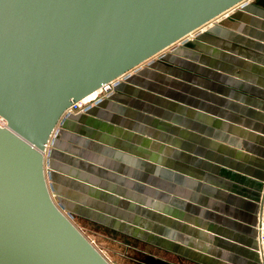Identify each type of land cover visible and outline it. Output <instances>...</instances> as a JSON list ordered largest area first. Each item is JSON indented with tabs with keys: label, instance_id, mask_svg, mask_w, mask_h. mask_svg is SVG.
I'll return each mask as SVG.
<instances>
[{
	"label": "crops",
	"instance_id": "crops-1",
	"mask_svg": "<svg viewBox=\"0 0 264 264\" xmlns=\"http://www.w3.org/2000/svg\"><path fill=\"white\" fill-rule=\"evenodd\" d=\"M214 25L190 56L149 67L73 116L49 163L73 203L101 199L135 218L142 197L145 212L150 202L162 210L172 249L206 264H264V0Z\"/></svg>",
	"mask_w": 264,
	"mask_h": 264
},
{
	"label": "water",
	"instance_id": "water-1",
	"mask_svg": "<svg viewBox=\"0 0 264 264\" xmlns=\"http://www.w3.org/2000/svg\"><path fill=\"white\" fill-rule=\"evenodd\" d=\"M244 0H0V264H112L54 201L63 113Z\"/></svg>",
	"mask_w": 264,
	"mask_h": 264
},
{
	"label": "rangeland",
	"instance_id": "rangeland-1",
	"mask_svg": "<svg viewBox=\"0 0 264 264\" xmlns=\"http://www.w3.org/2000/svg\"><path fill=\"white\" fill-rule=\"evenodd\" d=\"M250 0H244L233 8L227 10L217 16L210 22L204 24L194 32L187 35L183 40L177 41L161 52L157 53L149 60L136 66L125 74L121 75L116 80V86L121 82H125L136 76L138 73L148 70L149 67L156 69L159 64L172 62L176 54L190 56L195 49V44L199 35L206 30H210L214 24L224 25V21L233 11H240L245 8ZM90 96H93L90 95ZM87 111L68 112L62 116L48 142L45 150V172L46 178L50 187L52 197L56 204L63 212L73 221V223L86 235V237L97 247V249L112 263V264H203L202 258L194 255V252L189 249L180 247L172 249L167 241L163 239L161 234V209L157 205L150 204L153 209L145 212L142 204L147 205L142 197L139 199V210L137 216L128 217L129 215L118 210L113 204H101V199L97 201L95 198L85 197L79 199L80 203H73L64 192L58 189L56 185V174L51 170L49 163L52 156L54 142L61 135L66 123L75 115H83L89 113ZM70 122V121H69ZM53 165V164H52ZM97 198H102L98 196ZM109 201L120 204V201L113 196L108 197ZM150 201V200H149ZM123 202V201H121ZM146 203V204H145ZM152 205V206H151ZM149 206V205H147ZM145 207V206H144ZM158 207V208H157ZM142 210V211H140ZM149 214L154 216L155 228L157 235L152 231L154 226ZM124 219V220H121ZM130 219V220H129ZM138 226V227H137ZM199 255V254H197ZM206 264V263H205Z\"/></svg>",
	"mask_w": 264,
	"mask_h": 264
},
{
	"label": "built area",
	"instance_id": "built-area-1",
	"mask_svg": "<svg viewBox=\"0 0 264 264\" xmlns=\"http://www.w3.org/2000/svg\"><path fill=\"white\" fill-rule=\"evenodd\" d=\"M184 38H182L180 40H183ZM120 77H118V78H120ZM118 78L104 84L97 91H95L94 94L92 93L93 96H87L81 100L74 102L63 113L62 116H65L66 114H68V112L71 113V112H76V111H87L92 106L101 102L105 97L109 96L113 92V90L116 86V80ZM257 231H258L259 252H260L261 257L264 261V182H263L262 197H261V202H260V210H259L258 219H257Z\"/></svg>",
	"mask_w": 264,
	"mask_h": 264
},
{
	"label": "bare ground",
	"instance_id": "bare-ground-1",
	"mask_svg": "<svg viewBox=\"0 0 264 264\" xmlns=\"http://www.w3.org/2000/svg\"><path fill=\"white\" fill-rule=\"evenodd\" d=\"M194 32V31H193ZM94 94V93H93ZM92 95V94H91ZM90 96V95H89Z\"/></svg>",
	"mask_w": 264,
	"mask_h": 264
}]
</instances>
